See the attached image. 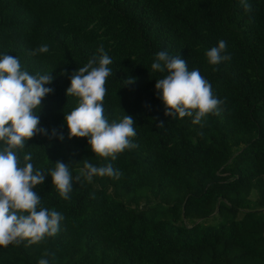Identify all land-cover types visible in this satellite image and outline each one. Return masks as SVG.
<instances>
[{
  "label": "trees",
  "instance_id": "16d2710c",
  "mask_svg": "<svg viewBox=\"0 0 264 264\" xmlns=\"http://www.w3.org/2000/svg\"><path fill=\"white\" fill-rule=\"evenodd\" d=\"M247 2L251 11L241 0H0V57L54 77L38 112L48 135L19 155L48 176L35 189L42 206L65 218L39 244L0 247V264H264V0ZM220 40L232 58L213 66L206 51ZM42 45L49 51L34 55ZM101 46L112 59L105 115L132 116L137 133L115 160L69 139L65 122L79 104L70 76ZM159 51L200 71L225 101L219 115L165 116L155 84L166 73L151 68ZM85 159L121 175L89 183ZM57 161L73 174L69 200L50 177Z\"/></svg>",
  "mask_w": 264,
  "mask_h": 264
},
{
  "label": "clouds",
  "instance_id": "9594fccd",
  "mask_svg": "<svg viewBox=\"0 0 264 264\" xmlns=\"http://www.w3.org/2000/svg\"><path fill=\"white\" fill-rule=\"evenodd\" d=\"M241 2L246 11H251L247 0ZM48 51V45H42L33 54ZM99 53L70 76L67 95L78 97L79 104L65 115V122L69 139L87 138L96 156L115 160L118 154L137 147L132 142L137 133L132 116L125 115L120 122L110 123L105 115L106 83L112 75L109 67L112 59L102 46ZM206 57L213 66L232 58L224 40L207 50ZM151 68L154 72L166 73L155 84L166 108L165 116L173 119L193 117V124H202L210 114H220L225 101L214 95L210 82L198 69L189 70L187 61L180 55L171 56L166 51H159ZM53 80L52 75L30 74L13 55L0 57V247L19 245L23 241L29 245L39 244L56 236L65 219L55 209L43 207L41 196L35 191L48 176L34 167L31 153L24 154L23 161L19 155L35 136L48 135L47 130L39 126L38 112L42 100L54 91L46 87ZM133 83L132 78L125 81L126 86ZM163 125L161 121L159 126ZM56 136L53 130L50 138ZM59 139L63 141V135ZM83 163L81 175L89 183L96 176L118 179L121 175L111 164L95 166L87 159ZM69 166L57 161L50 173L53 185L64 200H69L73 191L74 178ZM80 179V175L75 177L77 182ZM38 264H49V261L41 258Z\"/></svg>",
  "mask_w": 264,
  "mask_h": 264
}]
</instances>
